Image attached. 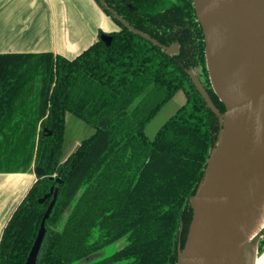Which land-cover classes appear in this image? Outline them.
<instances>
[{
    "label": "trees",
    "instance_id": "trees-1",
    "mask_svg": "<svg viewBox=\"0 0 264 264\" xmlns=\"http://www.w3.org/2000/svg\"><path fill=\"white\" fill-rule=\"evenodd\" d=\"M96 2L120 26L109 34L110 46L99 40L73 60L51 53L0 55V173L33 166L46 172L7 223L0 264H26L50 203L38 200L51 188L59 190L58 200L37 264H177L184 249L191 200L226 112L210 80L194 1ZM182 89L186 105L149 140L147 124ZM68 113L95 132L64 159ZM124 238L125 247L105 255ZM100 252L104 256L85 262Z\"/></svg>",
    "mask_w": 264,
    "mask_h": 264
},
{
    "label": "water",
    "instance_id": "water-1",
    "mask_svg": "<svg viewBox=\"0 0 264 264\" xmlns=\"http://www.w3.org/2000/svg\"><path fill=\"white\" fill-rule=\"evenodd\" d=\"M193 1L205 36L210 80L215 93L225 105L226 112L220 117L222 129L216 148L211 154L205 178L191 200L193 218L184 249H179L177 264L197 263V258L200 257L198 247L202 242L203 234L209 230L212 219L216 221L215 251L207 260L219 258L223 260V264H242L239 258V224L252 192L251 187L257 174L264 144V0H202L208 1L206 6L208 11L221 14L226 10L254 43L251 51L253 71L245 89L237 87L227 78L223 80L218 78L217 57L210 47V40L219 32L220 23L219 25L203 24L198 2ZM116 18L136 32L119 17ZM100 40L110 46L113 38L103 34ZM176 52L177 48H170V53ZM191 78L208 107L218 114L202 83L193 73ZM44 135L50 137L52 132L45 130ZM34 173L38 178L46 177V172L41 167H35ZM58 183L62 182L58 180ZM58 194L57 188H51L48 194L38 200L41 205L48 200L50 203L26 264L38 263L47 233L46 221L56 205ZM202 197L207 198L206 202H202ZM99 256H91L85 262H90Z\"/></svg>",
    "mask_w": 264,
    "mask_h": 264
},
{
    "label": "crops",
    "instance_id": "crops-1",
    "mask_svg": "<svg viewBox=\"0 0 264 264\" xmlns=\"http://www.w3.org/2000/svg\"><path fill=\"white\" fill-rule=\"evenodd\" d=\"M120 26L96 0H0V55L51 53L73 60ZM26 173H0V240L38 180Z\"/></svg>",
    "mask_w": 264,
    "mask_h": 264
},
{
    "label": "bare ground",
    "instance_id": "bare-ground-1",
    "mask_svg": "<svg viewBox=\"0 0 264 264\" xmlns=\"http://www.w3.org/2000/svg\"><path fill=\"white\" fill-rule=\"evenodd\" d=\"M200 11V19L203 24L220 23L219 32L215 38L210 40V47L215 52L218 62V78L229 79L241 89H245L247 80L253 71V54L251 53L254 43L245 33L241 26L225 10L221 14L208 11L207 2L197 0ZM263 142H264V114H263ZM264 144L261 153V160L257 166V174L252 184V192L247 200V206L239 224L238 243L239 258L242 264H264V253L256 256L255 250L264 231V216L259 214L264 205V182L263 161ZM218 167V165H217ZM207 198L202 197V202ZM263 204V205H262ZM215 226L216 221L211 220L209 230L203 234L202 242L198 247L200 257L196 264H223L219 258L210 259L215 251Z\"/></svg>",
    "mask_w": 264,
    "mask_h": 264
},
{
    "label": "rangeland",
    "instance_id": "rangeland-1",
    "mask_svg": "<svg viewBox=\"0 0 264 264\" xmlns=\"http://www.w3.org/2000/svg\"><path fill=\"white\" fill-rule=\"evenodd\" d=\"M187 96L185 91L182 89L176 93L174 98L166 104L163 109L150 121L145 129L146 136L149 140H153L160 130V128L170 119L182 106L186 105ZM95 129L85 123L83 120L79 119L75 115L68 113L66 117V128H65V137H64V159L77 150L81 143L91 137ZM35 168L34 166L32 169ZM264 169V161H263ZM262 181L264 182V171L262 176ZM263 205V204H262ZM259 214L264 216V205L262 206ZM260 235V250L258 246L256 247L255 254L256 256L262 255L264 253V231H259ZM128 240L126 238L108 246L104 251L105 255H112L116 251L127 245ZM104 252H100L97 255H103ZM104 256V255H103ZM102 256V257H103ZM101 257V258H102ZM100 258V259H101Z\"/></svg>",
    "mask_w": 264,
    "mask_h": 264
}]
</instances>
